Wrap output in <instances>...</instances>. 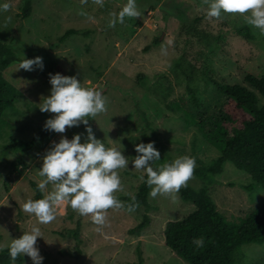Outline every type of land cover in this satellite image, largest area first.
I'll return each mask as SVG.
<instances>
[{
	"label": "rangeland",
	"instance_id": "374dc122",
	"mask_svg": "<svg viewBox=\"0 0 264 264\" xmlns=\"http://www.w3.org/2000/svg\"><path fill=\"white\" fill-rule=\"evenodd\" d=\"M126 2L31 0L30 16L20 18L24 0H0V4L9 5L6 11H0V42L18 57L4 71L17 87L18 96L0 123V252L37 224L34 215L22 210L23 203L35 196L30 181L38 183L43 179L38 175L43 155L62 135L71 139L72 128L76 127H66L64 133L37 144L28 154L10 147L13 139H32L46 119L54 115L41 112L39 103L50 95L49 74L56 65L64 74L75 75L84 86L107 98L106 110L88 124L106 146L123 145L129 165L118 170L121 188L115 196L123 207L108 209L103 225L95 224L91 215H79L67 202L58 208L54 221L38 225L43 238H37L36 246L43 256L42 264H138L140 254L143 264H190L165 242L167 224L184 219L195 209L178 192L175 199L165 194L155 198L149 195V226L140 235L129 232L146 213L143 208L128 211V202L122 200L133 196L145 174L132 168L131 160L138 155L134 145L154 142L160 152L154 167L183 155L194 157L196 167L217 159L219 147L205 139L196 123L219 110L226 96L206 83L205 74L224 83L245 86H249L245 74L264 76V34L239 14L222 12L220 18L208 17V0H137L140 15L125 17L123 24L117 22L110 27L109 21ZM197 17L199 30L225 36L215 51L191 26ZM244 24L251 28L252 40L235 32ZM69 28L92 32L89 37L73 35L59 46L53 45ZM157 37L159 43L153 45ZM23 56H41L43 69L36 65L32 71L17 69ZM188 84L196 90L199 106L191 101ZM258 96L260 104H264V97ZM78 133L84 142L85 128ZM187 184L199 188L202 182L191 177ZM53 189L50 184L43 194ZM210 193L230 225L240 224L264 201V188L229 161L216 176ZM78 225L81 244L69 236ZM78 246L82 250L78 259L60 254L61 250L76 252ZM242 249L245 257L240 264H264V244H244ZM24 258L22 264H32L30 257Z\"/></svg>",
	"mask_w": 264,
	"mask_h": 264
},
{
	"label": "trees",
	"instance_id": "16d2710c",
	"mask_svg": "<svg viewBox=\"0 0 264 264\" xmlns=\"http://www.w3.org/2000/svg\"><path fill=\"white\" fill-rule=\"evenodd\" d=\"M31 9V0H24L23 12L19 17H29ZM199 20L200 18L197 17L191 26L202 40L207 41V46H211L210 48L215 51L216 47L221 46L225 36L207 34L199 30L196 26ZM91 32L90 29L69 28L53 45L59 46L73 35L89 37ZM235 32L246 40L253 39V33L247 24L235 28ZM158 43L157 37L153 40V45ZM149 48L148 45L145 50ZM17 60L18 57L9 46L0 42V123L5 112L14 105L18 96L17 87L4 76L5 69ZM177 65H180V62H177ZM56 72L66 75L58 66L53 65L50 73ZM205 80L207 84L213 85L226 96V101L219 110L201 118L196 124L205 139L219 147L221 154L210 164L194 169L192 177L202 182L199 188L187 184L178 191L180 198L184 202L193 203L195 209L184 219L167 224L165 242L173 252L190 264H240L245 257L242 249L244 244H264V201L242 219L240 224L230 225L217 209L210 189L216 182V176L223 172L224 165L228 161L236 168L245 171L257 185L264 188V104H260L258 96L260 94L264 97V76L245 74L244 80L249 86L224 83L208 74H205ZM187 89L193 104L199 106L196 90L190 84ZM43 126L30 140L13 139L10 147L28 154L37 144H45L56 135V132L45 130ZM82 128H85L84 124L72 128V133H78ZM142 176L144 179L133 196L122 198L128 202V205L133 204V197L135 198L134 211L145 209L146 213L142 221L129 230L130 234L136 235H140L151 222L147 214L152 208L149 202L151 189L145 183L146 175ZM30 185L35 191L34 199L42 198L44 194L37 189V183L31 180ZM248 189L252 190V187L248 186ZM79 232L78 225L69 232V236L76 238L81 244ZM200 237L203 238L204 243L202 247H197L193 244V240ZM60 254L78 259L82 250L78 246L76 252L61 250ZM24 261V256H18L12 261L8 249L0 252V264H22ZM138 264H143L141 254Z\"/></svg>",
	"mask_w": 264,
	"mask_h": 264
},
{
	"label": "clouds",
	"instance_id": "9594fccd",
	"mask_svg": "<svg viewBox=\"0 0 264 264\" xmlns=\"http://www.w3.org/2000/svg\"><path fill=\"white\" fill-rule=\"evenodd\" d=\"M101 2L102 0H97V3ZM8 7L7 3L0 4V11H6ZM222 12L244 16L248 25L264 34V0H208V17L220 18ZM139 15L137 0H127L118 15L109 21V26L114 27L117 22L123 24L125 17L134 18ZM168 43L171 44L172 41L169 40ZM33 65L42 70V57L23 56L17 69L32 71ZM49 83L50 95L43 97L39 110L54 115L46 119L44 129L64 133L66 127L84 124L87 137L81 142L80 133L73 134L71 139L62 135L59 142H53L52 147L43 155L38 172L43 179L37 183V189L44 193L50 184L54 189L42 198L28 199L23 203L22 210L34 215L37 224L11 240L8 255L12 261L18 256L27 255L32 264H42L43 256L36 246L37 238H43L38 225L54 221L58 208L65 202L79 215H91L92 221L97 225L105 223L108 209L123 207L115 196L121 188L118 170L129 165V160L123 154V145L121 148L106 146L95 137L88 124L89 118H95L106 110L107 98L100 91L84 86L75 75L50 73ZM134 148L138 155L131 160L132 168L144 171L145 183L151 189L149 195L155 198L158 194H165L175 199V193L187 186L193 175L195 158L178 156L171 162L154 167L155 162L160 160V152L155 148L154 142H140ZM134 201L133 197V204L128 206V211H134ZM203 243L202 237L193 240L197 247H202Z\"/></svg>",
	"mask_w": 264,
	"mask_h": 264
}]
</instances>
